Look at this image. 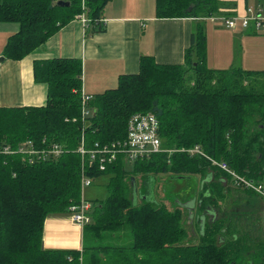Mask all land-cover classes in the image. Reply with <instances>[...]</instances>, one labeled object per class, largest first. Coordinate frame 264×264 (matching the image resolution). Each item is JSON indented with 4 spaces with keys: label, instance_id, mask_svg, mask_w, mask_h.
Returning a JSON list of instances; mask_svg holds the SVG:
<instances>
[{
    "label": "trees",
    "instance_id": "16d2710c",
    "mask_svg": "<svg viewBox=\"0 0 264 264\" xmlns=\"http://www.w3.org/2000/svg\"><path fill=\"white\" fill-rule=\"evenodd\" d=\"M53 1L0 0V21L19 24L6 44L7 59H23L82 13L86 36L106 31L103 13L112 0ZM224 4L156 0L158 18L197 19L184 63L141 55L138 72L122 74L116 87L92 95L89 115L82 113V60L74 57L35 65L36 78L48 85L46 105L0 104V264H264V195L189 152L199 146L237 175L264 183V70L207 66L205 21L223 13ZM137 112L157 115L163 146L172 151L135 161L120 154L106 170L77 151L82 139L87 148L124 140ZM29 140L38 150L58 143L65 151L23 154L19 148ZM83 169L94 181L109 176L107 195L90 200L92 221L84 226L94 244L45 248V221L81 199ZM163 176V197L154 189L152 197L135 202L133 178L142 177L144 195ZM191 178L196 185L182 190ZM246 188L261 202L246 199L251 209L241 213L227 207H239L231 193ZM190 202L200 215L196 221L194 212L192 220L195 240L185 224Z\"/></svg>",
    "mask_w": 264,
    "mask_h": 264
},
{
    "label": "crops",
    "instance_id": "0c3cea01",
    "mask_svg": "<svg viewBox=\"0 0 264 264\" xmlns=\"http://www.w3.org/2000/svg\"><path fill=\"white\" fill-rule=\"evenodd\" d=\"M152 1L154 4L151 0H112L103 13L106 31L88 37L87 22L77 17L21 60L4 56L8 39L18 32L19 24L0 21V104L14 107L46 105L48 85L36 78L35 65L50 58H80L83 92L89 95L116 87L122 74L138 72L141 55H152L159 63H184L197 19L158 18L156 0ZM222 1L225 3L223 13L209 18L218 17L223 21L222 26L213 30V45H209L207 36L208 61L215 66L211 68L243 67L241 63L255 67L252 64L256 59L252 55L241 56L239 47L245 48V40L259 44L258 32L252 26L243 27L240 22L236 28H228L224 17L244 15L247 7L264 3V0H255V5H250L254 4L251 0ZM86 241L84 226L75 223L69 212L47 217L45 248L82 250ZM101 255L102 261H107V257Z\"/></svg>",
    "mask_w": 264,
    "mask_h": 264
},
{
    "label": "built area",
    "instance_id": "2783aa9c",
    "mask_svg": "<svg viewBox=\"0 0 264 264\" xmlns=\"http://www.w3.org/2000/svg\"><path fill=\"white\" fill-rule=\"evenodd\" d=\"M85 0H82L84 4ZM77 17L84 21H88L85 14L82 13ZM225 25L228 28H236L240 22L243 27H254L256 31L260 30L264 25V3H259L256 6H249L246 9L244 15L224 17ZM93 96L85 94L83 92V116L90 114V101ZM160 121L157 115L153 112H137L134 113L128 122L127 135L124 140L114 141L107 144L95 143L94 147L87 148L85 146L84 140L82 139L77 151L82 155V157H88L90 165L93 161H99V169L106 170L110 163H113L120 154L125 155L129 160L135 161L138 159H146L152 154L172 151L168 150L163 146V140L159 133ZM19 151L26 155L33 156L34 154H52L58 156L65 151L63 145L58 143H53L46 149L38 150L35 148L33 141L29 140ZM192 154H200L207 157L212 161L214 165H217L221 169L231 173L239 182L243 183L246 187L251 188L264 195V183H255L254 181L247 180L239 175H237L233 170H231L225 161H218L212 159L208 156L199 146H194L189 149ZM32 158V157H30ZM32 160V159H31ZM93 179L86 175L85 169H83L82 175V194L84 187L91 186L93 184ZM92 202L85 199L83 195L81 199L77 202H73L69 206V213L72 220L80 226H85L92 221L91 209Z\"/></svg>",
    "mask_w": 264,
    "mask_h": 264
},
{
    "label": "rangeland",
    "instance_id": "374dc122",
    "mask_svg": "<svg viewBox=\"0 0 264 264\" xmlns=\"http://www.w3.org/2000/svg\"><path fill=\"white\" fill-rule=\"evenodd\" d=\"M251 1L254 4H250V5H255V2H254L255 0H251ZM151 4H154V1L151 0ZM222 22L223 21L221 19H219L218 17L205 21L206 33H207V36L209 35L208 40H209V45L210 46L213 45V40H214V34L215 33L213 32V30L217 28L216 26H220ZM257 32H258V34H257L256 38H260L259 39L260 40L259 44H258L257 41L248 42L247 40H245V44H244L245 48L242 45L239 47V49H240L239 53H241L240 54L241 56H246L248 58L249 55H252L256 59V62H253L254 64H252V65H255V67H249V66L247 67L243 63H241V65H243V68H245V69L246 68L247 69L250 68L252 70H256V69L264 70V37H262V36H264V25ZM237 65H239V64H237ZM256 65L258 67H256ZM207 66L208 67H215V66L212 65L211 61L210 62L208 61V57H207ZM165 177L166 176H163L161 181L156 186H154V183H150L151 188L152 189H156L157 191L155 193H157L158 196H161V197H163L164 194H165L164 191H163V184H162V183H164L163 181H164ZM194 179L195 178H191L189 180L190 187L188 185L187 188H185V189L183 188L182 190H187V189H190V188L192 189L196 185V182L194 181ZM108 181H109V176H107V175L102 176V177L98 178L97 180L93 181V184L91 186L84 187L83 194H82L83 197L85 199H88V200H91V201L98 200V199L99 200L104 199L106 197V195H107V186L106 185H107ZM142 181H143L142 177L137 178V184L139 186V189H144L142 187L143 185L141 184ZM182 185H180V187ZM246 190H247L246 191L247 193H245V192L242 193V191L238 192L236 190L231 193L232 196H230V198L233 197L234 199H236V198L239 197L238 199H240L239 201H241V203H242L239 207L238 206L234 207V204L228 205L227 207L232 208V209H236L240 213L244 212L245 210H250L251 208L247 207L245 205V202L247 201L246 199H248V198L255 199L257 195H255V194L254 195H252V194L249 195L250 192H252V191L250 189H247V188H246ZM137 199L140 201L139 197ZM256 200H258L257 202H261V198L258 197V196H257ZM188 214H189V211L187 212V214L185 213V217ZM185 224H186V227L191 231V234H192L191 238H193L191 240H195L197 237L194 235V232L192 230V220H190L188 218L186 220ZM86 240H87L86 244H88V245L89 244H91V245L94 244V242H93L94 237L92 236V234L90 232L86 233Z\"/></svg>",
    "mask_w": 264,
    "mask_h": 264
},
{
    "label": "water",
    "instance_id": "95a60500",
    "mask_svg": "<svg viewBox=\"0 0 264 264\" xmlns=\"http://www.w3.org/2000/svg\"><path fill=\"white\" fill-rule=\"evenodd\" d=\"M52 4L54 6H69L71 3H70V1H65V0H54ZM132 182L134 184L133 193H134L135 202H138V199H137L138 197L139 198H149V197H152L154 195V189H152L150 185H148L147 192L144 195H141L140 191L138 190L136 179L133 178ZM190 204H191V202H190ZM185 206L187 207V204H185ZM192 206H193L194 210L191 211V217H190L191 220H193L194 211H195L194 205H192Z\"/></svg>",
    "mask_w": 264,
    "mask_h": 264
},
{
    "label": "flooded vegetation",
    "instance_id": "af4514ba",
    "mask_svg": "<svg viewBox=\"0 0 264 264\" xmlns=\"http://www.w3.org/2000/svg\"><path fill=\"white\" fill-rule=\"evenodd\" d=\"M138 190L140 191V194H141L142 191H143V189H139V188H138ZM179 203L181 204V202H179ZM187 206L190 207V208H189L190 211L194 210V208H193V206H192L191 204H190V206H189V205H187ZM194 212H195V211H194ZM209 212H210V211H209ZM190 214H191V213H190ZM206 214H207V213H205L204 215H206ZM199 216H200V215L197 214V210H196V212H195V217H196L195 220H196V221H197V219L199 218Z\"/></svg>",
    "mask_w": 264,
    "mask_h": 264
}]
</instances>
